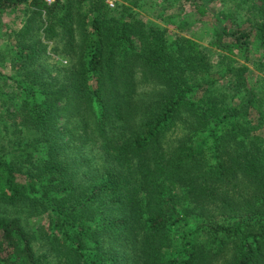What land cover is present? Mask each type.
Instances as JSON below:
<instances>
[{
  "label": "trees",
  "instance_id": "obj_1",
  "mask_svg": "<svg viewBox=\"0 0 264 264\" xmlns=\"http://www.w3.org/2000/svg\"><path fill=\"white\" fill-rule=\"evenodd\" d=\"M243 1L215 63L128 4L0 0L25 17L0 51V264H264V80L228 65L264 48V0Z\"/></svg>",
  "mask_w": 264,
  "mask_h": 264
},
{
  "label": "rangeland",
  "instance_id": "obj_2",
  "mask_svg": "<svg viewBox=\"0 0 264 264\" xmlns=\"http://www.w3.org/2000/svg\"><path fill=\"white\" fill-rule=\"evenodd\" d=\"M104 4L109 9H115L118 5L125 4L131 5L141 20L146 23H155L163 28L168 29L170 33L179 34L188 37H195L202 45L211 49L212 59L215 63L219 60L217 54L224 53L216 47L210 45L214 39L212 32V23L217 17L229 15L233 11H241L245 7L243 0H212L211 4L207 6L208 12L206 13L202 8L199 0H103ZM239 5L241 7H239ZM215 17V18H214ZM25 21L24 16L7 15L0 17V51L5 48L6 38L10 30L21 29ZM188 23V25H187ZM231 25L232 21L226 22ZM212 29V30H211ZM217 53V54H216ZM6 54V52L4 53ZM248 60H245L244 52L235 51L234 54H229L228 65L233 67L247 66L250 70L249 79L254 85L262 83L264 80V48L253 47L251 53L248 54ZM54 58V57H53ZM64 65L66 61L63 62ZM0 72L3 75L10 74V68L0 65ZM230 82V79H229ZM228 80L224 79L220 84L222 87L227 85ZM261 85V84H260ZM7 91L8 89L5 88ZM64 123V118L60 119V124ZM260 137L264 141V129L259 132ZM42 223L47 224V220L41 219Z\"/></svg>",
  "mask_w": 264,
  "mask_h": 264
},
{
  "label": "built area",
  "instance_id": "obj_3",
  "mask_svg": "<svg viewBox=\"0 0 264 264\" xmlns=\"http://www.w3.org/2000/svg\"><path fill=\"white\" fill-rule=\"evenodd\" d=\"M46 5H54L58 0H43Z\"/></svg>",
  "mask_w": 264,
  "mask_h": 264
}]
</instances>
